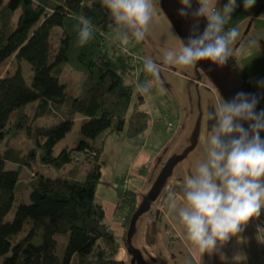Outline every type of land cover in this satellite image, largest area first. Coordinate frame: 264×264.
<instances>
[{"label":"trees","instance_id":"obj_1","mask_svg":"<svg viewBox=\"0 0 264 264\" xmlns=\"http://www.w3.org/2000/svg\"><path fill=\"white\" fill-rule=\"evenodd\" d=\"M81 17L93 27L84 46L77 44ZM110 23L101 0H0V65L17 53L33 71L31 84L21 70L0 78V264H128L116 259V236L96 198L100 158L105 137L137 142L150 114L138 91L144 60L110 37ZM56 27L62 32L52 56ZM228 63L255 96L247 72L236 59ZM67 66L84 77L78 94L61 82ZM196 68L223 96L200 62ZM79 116V135L57 151ZM22 139L25 147L18 145ZM7 162L17 168L7 169ZM25 169L32 175L23 180ZM118 194L117 208L125 213L122 239L131 250L140 206L136 192L120 188ZM15 202V215L6 222ZM60 235L67 240L63 255Z\"/></svg>","mask_w":264,"mask_h":264},{"label":"crops","instance_id":"obj_2","mask_svg":"<svg viewBox=\"0 0 264 264\" xmlns=\"http://www.w3.org/2000/svg\"><path fill=\"white\" fill-rule=\"evenodd\" d=\"M227 2L218 0V7L222 9ZM243 2L237 0L230 21L240 29L233 48L238 49L242 43L247 46L252 40H257L260 47L237 53L235 59L247 72L254 94L264 102V87L258 84L264 81V0H258V5L248 11ZM171 32L182 41L157 4L151 36L140 43L130 40L127 47L142 60L151 57L160 63V49L165 41L170 46H179V40ZM149 80L152 77L145 73L142 84ZM160 83L162 91L153 87L150 94H143L150 121L137 142L125 136L105 137L96 198L103 205L109 228L116 236V259L128 264H235L234 257L242 254L244 259L238 264H264V243L257 240V227L264 226V209L259 219L251 221L240 234L239 242L231 239L219 253L201 256L184 239L178 215L165 204L164 190L177 192L179 202L180 184L190 174L199 151L206 148L207 127L211 130L215 123L207 121L206 113L209 107L211 110V101L219 102L221 94L200 76L196 67L180 70L163 66ZM16 168L17 165L12 169ZM120 188L136 192L140 206L129 237L131 250L122 239L125 213L117 208Z\"/></svg>","mask_w":264,"mask_h":264},{"label":"clouds","instance_id":"obj_3","mask_svg":"<svg viewBox=\"0 0 264 264\" xmlns=\"http://www.w3.org/2000/svg\"><path fill=\"white\" fill-rule=\"evenodd\" d=\"M110 14L109 28L114 27L121 46L130 40L140 43L151 36V26L158 0H101ZM181 17L191 14L197 22L187 44L179 46L167 41L160 49V63L151 57L144 59L143 70L152 80L138 86L141 94H150L153 87L162 91L160 73L163 66L190 70L201 61L223 67L237 53L259 48L257 40L233 45L240 37L238 26H229L237 0H228L222 9L218 0H197L199 7L192 8V0H181ZM256 0H244L246 11ZM207 19L203 33L199 20ZM251 20V17H247ZM77 44L84 46L93 38L90 19L81 17L77 24ZM264 87V81L258 82ZM218 92V91H217ZM219 94V93H218ZM258 99L254 95L238 92L231 101L219 95L211 101L206 113L207 121H215L204 134L206 148L199 151L191 164L190 174L180 184L179 203L177 192L164 190L165 204L170 212L178 215L184 230V239L201 256L219 253L233 238L240 241V234L253 220H258L264 209V110L256 112ZM248 127H244V123ZM172 181L170 180L169 183ZM257 240L264 243V226L257 227ZM223 258V256H222ZM242 254L234 257L235 264L243 260Z\"/></svg>","mask_w":264,"mask_h":264},{"label":"rangeland","instance_id":"obj_4","mask_svg":"<svg viewBox=\"0 0 264 264\" xmlns=\"http://www.w3.org/2000/svg\"><path fill=\"white\" fill-rule=\"evenodd\" d=\"M257 1L258 0H256V4H255L256 6L258 5ZM16 21H17V18H15V23H16ZM61 32H62V29L60 27H56L52 31V35H51V44H52L51 55L52 56H54V54L56 53V51L58 49L59 38L61 36ZM110 37L117 39V33L115 32V29L110 32ZM18 70L22 71V73H23L25 79L27 80L28 84H31V80H32V76H33L32 67H31L30 63H28L27 61L17 58V53L13 54L11 57H9L5 62H3L0 65V78L11 77V76L15 75ZM83 81H84V77L80 73L76 72L70 66L66 67V69H65V71L61 77V82L66 84L67 92L72 93V94H78L80 92ZM256 97H257L261 107L264 109V102L261 101V98L259 96H256ZM29 109H30V107H29ZM40 123L44 124V121H41ZM81 123H82V119L79 116L75 120L72 131L67 135V137L65 139L60 141V143L57 147V151H59L64 145L74 142V139L79 135ZM99 140H98V142H99ZM18 145L25 147L26 146L25 140L24 139H22L21 141L19 140ZM15 167H16V165H13L11 163H7V166H6L7 169H12ZM91 168H92V166L89 164L84 166L83 178H85L87 172ZM52 174L54 175L53 172H52ZM31 175H32V172L29 169H25L21 174V179H23V180L28 179L29 177H31ZM17 205H18V202H15L11 211L9 212L7 217L5 218L6 222L11 221L13 219L15 212H16ZM58 240H59L58 253L63 255L64 251H65L67 240H66V238H64L61 235L58 236ZM2 259L3 258L0 259V263H1Z\"/></svg>","mask_w":264,"mask_h":264},{"label":"water","instance_id":"obj_5","mask_svg":"<svg viewBox=\"0 0 264 264\" xmlns=\"http://www.w3.org/2000/svg\"><path fill=\"white\" fill-rule=\"evenodd\" d=\"M161 9L166 13L176 32L187 44L189 36L192 34L193 26L197 23L189 14L187 17H181L179 10L182 7L181 0H158L157 2ZM199 5L197 0H192V8L196 9ZM199 32L202 34L206 28L204 18L199 20ZM211 76L213 82L216 84L226 101H231L238 92H244L253 95L246 85L242 82L233 68L227 63L223 67L212 64L210 61L200 62ZM264 110L259 102L257 103L256 112ZM244 127L248 124L245 122ZM262 140H264V132L260 133Z\"/></svg>","mask_w":264,"mask_h":264},{"label":"built area","instance_id":"obj_6","mask_svg":"<svg viewBox=\"0 0 264 264\" xmlns=\"http://www.w3.org/2000/svg\"><path fill=\"white\" fill-rule=\"evenodd\" d=\"M229 26H232L230 22H229ZM133 64H134V62H133Z\"/></svg>","mask_w":264,"mask_h":264}]
</instances>
